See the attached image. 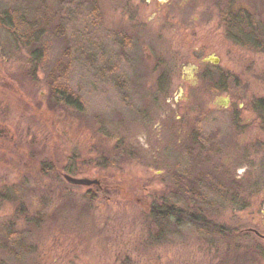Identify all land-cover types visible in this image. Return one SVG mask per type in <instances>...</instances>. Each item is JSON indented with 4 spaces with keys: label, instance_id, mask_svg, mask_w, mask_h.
Here are the masks:
<instances>
[{
    "label": "rangeland",
    "instance_id": "rangeland-1",
    "mask_svg": "<svg viewBox=\"0 0 264 264\" xmlns=\"http://www.w3.org/2000/svg\"><path fill=\"white\" fill-rule=\"evenodd\" d=\"M59 2L0 0V264H264L254 232L264 234V52L233 38L223 16L246 9L262 28L264 0H98L101 22L64 36ZM60 62L80 97L66 115L48 105ZM198 120L201 146L189 141ZM119 142L134 156L106 163ZM223 163L245 179L249 204L220 200L204 214L244 235L186 224L156 239L150 207L182 206L176 182ZM22 202L49 217L28 224ZM12 231L18 253L5 247Z\"/></svg>",
    "mask_w": 264,
    "mask_h": 264
},
{
    "label": "trees",
    "instance_id": "trees-1",
    "mask_svg": "<svg viewBox=\"0 0 264 264\" xmlns=\"http://www.w3.org/2000/svg\"><path fill=\"white\" fill-rule=\"evenodd\" d=\"M56 16H58L56 32L60 36H64L66 31L69 30H72L77 35L78 33L76 34L75 32L84 20H89L92 24L98 25L102 19L98 0H60ZM223 16L227 22L228 31L233 35V38L241 40L248 48L264 52V25H262V28L259 27V24L255 22L249 11L246 9L237 11L229 8L223 13ZM121 39L120 53L125 56L130 47V36L123 32ZM82 44L81 41L76 40L75 48L82 46ZM73 46L74 44L72 43L67 47V54L70 53ZM68 68L67 64L60 62L56 71L49 74L48 105L54 115H59L58 113H65L66 115L68 111L76 110L78 104L72 98L80 99L79 95L71 90L64 77ZM202 78L205 79L204 74ZM2 132L5 133L4 128ZM204 140L205 135L198 120L191 131L189 141L195 146H201L204 145ZM105 153L104 160H106V163H119L134 156L133 149L122 142L114 145L109 150L106 149ZM47 165L44 162L42 169L47 167ZM54 166L56 168V165ZM221 166L225 167L226 165L223 163L219 165L221 169L215 167L214 173L194 177L185 183L176 182L174 186L176 189L173 193L175 197L180 198L182 206H177L175 203H165L161 207L156 205L150 207L149 214L154 219L156 226H158V230L154 235L156 239L165 238L167 237L166 232L186 224H194L203 233H214L222 239L232 238L235 240L237 237L244 235L240 230H233L227 226L218 225L204 214L215 203H220V200L236 203L237 205L241 204L243 208L249 204L245 198L249 188L245 184V179H238L233 173L231 174V172ZM42 172H44V169ZM25 206L22 202L19 206L21 207L19 212L21 210L20 213L25 217L28 224H37L39 227L49 217V215L46 216L44 213H39V216L30 215ZM21 238L22 233L19 231H12L9 234L5 247L10 253L14 251L18 253L20 246H15L14 244H19Z\"/></svg>",
    "mask_w": 264,
    "mask_h": 264
},
{
    "label": "water",
    "instance_id": "water-1",
    "mask_svg": "<svg viewBox=\"0 0 264 264\" xmlns=\"http://www.w3.org/2000/svg\"><path fill=\"white\" fill-rule=\"evenodd\" d=\"M218 58L215 57H207L205 58L203 61L204 62H213L215 64L218 63ZM64 178L71 184L74 185H84V186H92V185H97V186H101V179L98 177H75L69 174L64 173L63 174ZM254 232L259 236L264 238V234L260 233L257 230H254Z\"/></svg>",
    "mask_w": 264,
    "mask_h": 264
}]
</instances>
